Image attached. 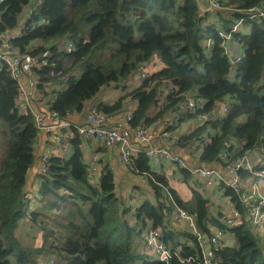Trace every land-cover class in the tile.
<instances>
[{"label":"trees","instance_id":"trees-1","mask_svg":"<svg viewBox=\"0 0 264 264\" xmlns=\"http://www.w3.org/2000/svg\"><path fill=\"white\" fill-rule=\"evenodd\" d=\"M31 1L6 0L0 5V44L4 42L2 36L17 29ZM221 1L240 10L264 4V0ZM243 17L239 12H220L219 20L214 22L201 12L198 0H42L22 34L8 40L21 55L41 60L46 53L47 64L33 69L41 90L47 85L67 84V89L54 92L51 103V114L60 118L82 112L104 87L138 77L150 63L155 64L158 55V65L163 68L148 74L141 87L127 96L138 102L129 123L131 128L152 125L192 93L206 104L204 109L186 117L209 114L210 120L181 137V145L203 144L207 136L210 141L204 144L200 161L228 167L258 146L264 150V20H245L242 30L233 34L243 54L237 65L231 64L219 36L220 30L230 31L233 20ZM61 37L67 39L71 50L61 49L58 43L49 49L33 46L37 41ZM165 82L173 87L169 103L154 119H149L150 110L167 87ZM18 93L19 81L5 68L0 70V264H36L35 257L43 251L61 254L64 264H164L138 251L136 228L124 222L116 209L113 173L105 167L98 186L92 184L81 150L82 138L74 127L69 132L73 154L70 158L48 156L47 173L41 175L39 186L40 208L27 215L25 187L35 163V143L40 132L32 113H19ZM226 98L233 100L228 112L223 118L212 119L215 104ZM125 99L97 108L109 115L121 110ZM209 130L216 134L208 136ZM64 135L63 140H68L69 136ZM235 142L243 146L235 148ZM223 154L227 161L220 159ZM134 159L133 173L148 177L159 201L157 206L145 203L136 214L138 222L145 226L150 222L152 229L162 233L165 245L180 257L200 261L203 252L197 236L179 234L164 224L173 209L170 200L165 203L166 178L152 173L151 160L145 153ZM180 170L188 175L187 170ZM239 175L249 174L241 170ZM226 194L243 213L239 196L232 189ZM170 195L178 207L193 216L201 233L211 238L210 226L226 230L223 221L210 214L208 202L201 194L194 192L190 203L183 202L172 190ZM24 219L39 227L44 241L41 249L31 247L34 237H16ZM228 229L238 245L221 246L219 240L212 245L211 252L219 264H264L258 240L247 224ZM171 264L182 263L175 257Z\"/></svg>","mask_w":264,"mask_h":264},{"label":"crops","instance_id":"crops-1","mask_svg":"<svg viewBox=\"0 0 264 264\" xmlns=\"http://www.w3.org/2000/svg\"><path fill=\"white\" fill-rule=\"evenodd\" d=\"M198 2L201 12L207 13L208 18L210 20L214 22H217L219 20L218 14L220 12L219 11L214 12L213 10H211L207 0H198ZM222 13L225 14V12ZM26 17H27L26 13L22 14L17 29L15 31L9 32L5 36H2V40H4V42L7 41L8 38L19 36L22 33V30L29 16L27 20L24 21ZM243 32H246V30H243ZM53 42H54L53 44L57 43V41L55 40ZM33 46L34 48H39L43 46L46 47L47 43L44 41H37L33 44ZM228 48L229 50L236 52L241 48V46L237 40L233 39L232 41L229 42ZM154 63L156 68L151 72V74L154 72H159L163 68L161 64L158 65L159 64L158 59H155ZM37 81H38V77L35 74L34 75L27 74L24 70L20 74L19 82L22 86L28 89V91L30 92V98L27 103L25 102L18 106V111L20 114L32 113L33 116L34 115L41 116L42 118H44L45 124H48L49 117L51 116L52 113L50 110L51 103L54 101L55 98L54 92L63 91L65 85L63 83L57 85H47L43 87V90H41L37 85L38 83ZM131 83L133 86L131 91H133L139 89L143 81L140 80L137 76H135L132 78ZM110 86L111 85L106 86V88L104 87L103 90H101L100 93L93 100L89 101L86 104V107L82 112L80 113L75 112L71 116L63 119V121L71 124L72 127L74 128L87 127L89 109L92 106L93 107L94 106L98 107L101 105L112 106L117 102V101L113 102L115 96H114V91L112 89L114 88L109 89ZM131 91L122 98H126L131 93ZM105 92H107V95L103 96ZM125 101H126V105H124ZM125 101H123L122 109L119 110L118 112L109 115H103L105 119L104 126L107 128L117 129L119 128L120 125H123L122 131L129 137L131 147L135 155L147 152L149 150L161 148L164 145L163 143L164 135H170L172 133H175L183 138L190 135L198 127V122L195 119H193V117H186L184 115L181 119V122L176 127H173V124L175 123V118L173 117L172 114L173 110H171L169 112L164 113L163 116H161L160 118L156 119L152 125L144 126V128L147 129L148 131L154 132L156 134V137L150 142L140 141L136 137V133L141 126L138 127L137 129H133L131 128L130 124L126 121L127 117L129 115L133 116L134 112L137 110L138 102L133 100L131 97H127ZM228 101L232 103V100L230 98H228ZM168 103H169L168 97H161L159 103L150 110L149 119H154L168 105ZM224 103L221 104V108H216V107L214 108L210 116L212 119H220L223 117V115H225L223 109L226 105H224ZM72 127L62 132L63 135L66 134L69 137L68 140L66 137L65 140H63V142L62 143L60 142L59 144L56 143L55 141V138L60 133L59 130H57L53 134L40 132L38 136V139L35 143V155H36L35 163L29 170L27 184L25 187L26 194H30L33 197L32 206L34 208L36 207L40 208V204L37 202V200L39 195V186L41 184L42 158L48 157L50 155L61 156L64 158L71 157V155L73 154V147L71 146L69 140V138L70 139L72 138L71 133L69 132ZM208 133H209L208 136L211 137L216 134V131L209 130ZM66 135H64V137ZM204 141H206L204 143H208L210 139H208L206 136L204 137ZM241 146L243 145L239 144L238 142H235V148L239 149V147L241 148ZM196 147H197L196 144L195 146L194 145L192 146V144L189 146L178 145L171 149V154L173 156L183 159L185 166L187 168L186 172L188 173V175L182 174L179 166L168 160L150 161L152 173L160 176H164L166 178L168 187L163 190L166 196L168 197V200H170L171 204L173 205V209L170 212V214L166 216L164 220V224L166 226H171L172 230L179 234L190 233L193 234L194 236H197L203 254L210 253L212 251L211 250L212 245L209 243H202V239H209L210 237H208L207 234L200 232L197 223H196L197 230L196 232H193L187 221L183 220L177 222L174 221L172 218V213L176 211V206L172 201L173 198L170 195V190L174 191L179 196V198L185 203H190L193 199L194 192H197L201 194L205 200H207L209 212L217 221H221V220L223 221V219L232 217L234 213L238 211L241 214V216L237 220V225L239 226L244 223L247 224L251 232L254 234V236L256 235L257 238L261 239V245L264 246V220H262V222L257 225L252 224L250 220L252 218V213L254 208L260 207V210L264 211V178H259V177L252 178L249 175L242 177L243 181L241 186H242L243 195H246L247 197H251V199L249 204L246 205L242 204V208L244 212L241 213L237 209V206L234 204L232 199L228 197L226 194L227 190L230 189L228 187V183L234 177L231 171V166L223 167L220 165H204L200 161V155L202 151L198 152L197 155L191 153V149ZM81 150L83 152L84 162L87 165L94 164V166H96L98 170L97 175L93 177V179H91L92 184H94V186H98L99 179L102 176L103 169L106 167L114 175L115 190L117 189V191H119L120 194L123 195L127 200H129L131 197L133 198V200L130 202V205H132V207L135 208L134 216L128 217L125 211L120 210V215L122 217V220L128 223L129 226L136 228L137 231L139 227H140L139 229L145 228L146 226L152 227V224L150 222H147L146 226L143 223H139L136 216L138 210L145 203L154 206H157L159 203L153 188L151 187L154 194L153 192L150 191V187L147 185V183H149L148 177L146 175L135 174L130 172L126 168L122 160L120 159V150L119 147L116 145H108L104 142H99L96 140L82 139ZM244 157H246V159L252 164H254L256 167L264 168V162L261 161L258 162L256 157L251 158L247 154ZM197 169H216L219 172V175L222 178V180L219 181L216 178H211L210 180H208L207 178H203L200 175L192 174V171ZM145 178H147V182L145 181ZM139 186L146 188L147 190L146 196H142L141 194L135 193V191ZM142 201H146V202L142 203ZM148 201L153 202L155 204H152ZM49 214L51 215L52 213L49 212ZM210 232L212 237L218 238L219 244L221 246L237 247L234 246L236 238L234 239L233 234H232L233 236L230 234L225 236L224 239H220L219 235L217 234L218 228L216 226H210ZM41 236L42 233L40 232L36 243L37 247H34L35 249H41L44 245V241L42 240ZM137 238L138 241H136L135 244L138 247V251L144 254L151 255L155 258L154 254L146 251L144 247L143 238L141 236H138ZM184 242H186L189 245L192 244V242L188 243L187 240H185ZM43 256L49 257L48 263H50L51 260L54 261V256L52 255H47L45 253L40 255V257Z\"/></svg>","mask_w":264,"mask_h":264},{"label":"built area","instance_id":"built-area-1","mask_svg":"<svg viewBox=\"0 0 264 264\" xmlns=\"http://www.w3.org/2000/svg\"><path fill=\"white\" fill-rule=\"evenodd\" d=\"M6 0H0V5L5 2ZM210 8L214 11L225 12V13H242L245 17L241 18L240 20L236 21L233 29L230 31H219V36L224 41V46L227 55L229 56L230 62L232 65L239 64L243 59V54L236 57H232L230 54V50L228 49V43L233 40V34L236 32H240L244 27L245 20L252 21V20H264V4L248 9V10H240L236 7L225 4L221 0H207ZM22 34V33H21ZM10 40V39H9ZM5 41L3 44H0V70L5 68L8 72L11 73L13 78L19 81V76L24 70L27 74L34 75V67L46 65L47 62L44 59L45 56L42 57L41 60H36L31 58L30 56H24L18 53V50L13 46L11 41ZM208 48L210 46V41L207 43ZM47 56V55H46ZM156 68L153 63H150L143 71L140 73L141 80H144L148 77V74H151V69ZM167 87L165 90L171 94L173 93V87L169 82H165ZM195 96H190L185 98L183 103L184 107H187L193 110L194 114L197 113L198 109L205 108V101H198L194 98ZM30 98V92L24 86H22L19 82V93L16 98L17 108L22 103H27ZM229 110V106L226 105L223 109L224 114H226ZM73 114V113H72ZM72 114H68V117ZM174 116L178 114L174 111ZM211 116V115H210ZM67 118V117H66ZM200 119V124L197 128L203 126L209 119V114H201L198 116ZM65 118H60L55 114H51L49 117V123L45 124L44 118L38 115H34L35 125L39 132H45L47 134H53L57 130H59V135L55 138L56 143L63 142V134L62 132L72 127L71 124L66 123L63 121ZM104 116L98 110L96 106H92L89 109V116H88V126L87 127H78L76 128L77 134L84 140H96L99 142H104L108 145H116L119 147L120 150V159L126 166V168L130 172L136 171L135 167V159H134V152L131 147V143L129 137L123 133L122 128L123 125H120L117 129L107 128L104 126ZM132 120V116L129 115L127 117V122L130 123ZM136 137L143 142H150L156 137L154 132L148 131L147 129L140 128L137 130ZM163 143L164 145L161 148L149 150L144 152L146 156L150 160H168L176 165L179 166L180 169H187L183 159L173 156L171 154V149L175 146L181 145V137L178 134L172 133L170 135L163 136ZM203 144H197L196 148L191 149V153L197 155L198 152L202 151ZM193 146V145H192ZM195 146V144H194ZM264 158V152H263ZM222 161H227V155L223 154L220 156ZM47 164H48V157L42 158V168H41V175L47 173ZM89 167V178L93 179L98 173V170L94 164H88ZM241 170H246L250 177L252 178H264V168H258L251 162H249L246 157L241 158L239 161L235 162L231 166V171L233 173V178L228 183V187L233 190V192L239 196L241 204H249L251 197H247L243 195L242 192V177H240L239 172ZM194 175H200L203 178H207L210 180L211 178H216L217 180L221 181L222 178L219 175V172L216 169H197L192 171ZM26 199L28 200V209L27 215H30L34 212L35 208L32 206L33 197L30 194H26ZM174 205L176 206V211L172 213V218L174 221H187L189 226L193 232H196L197 226L195 219L191 216L187 211L182 208H179L175 201L172 199ZM241 214L236 211L232 217H228L223 219V228L228 229L237 226V220ZM251 223L254 225L260 224L262 220H264V211L260 210V207H256L253 210L252 218L250 219ZM202 243H209L211 245L218 244V238L212 237L209 239H202ZM144 247L147 252L154 254L155 259L159 262L164 264H171L172 260L177 257L179 258L182 264H188L190 262H197V264H219L218 257L210 252L208 254H203V257L200 261L195 260L192 257L187 259L180 257L176 252L170 250L163 241V235L158 229L150 228L145 236H144ZM53 264V262H51Z\"/></svg>","mask_w":264,"mask_h":264},{"label":"rangeland","instance_id":"rangeland-1","mask_svg":"<svg viewBox=\"0 0 264 264\" xmlns=\"http://www.w3.org/2000/svg\"><path fill=\"white\" fill-rule=\"evenodd\" d=\"M42 2V0H32L31 1V3L25 8V10H24V12H23V14L24 13H26L27 14V17L25 18V20L24 21H26L27 20V18H28V16H30V15H32L33 14V12H35L36 11V9H37V7H38V5L40 4ZM236 20H233V22H234V24L232 25V28H231V30L233 29V26L235 25V22ZM245 26V25H244ZM56 39V38H55ZM55 39H53V40H50V41H44V42H46L47 43V46H46V48L47 49H49L52 45H53V41L55 40ZM55 41H57V43H58V45L60 46V48L61 49H69V50H71V47L69 46V43L67 42V39L66 38H63V37H61V38H59V39H56ZM56 44V43H55ZM228 45H229V43H228ZM229 49V48H228ZM241 50V48L239 49V50H237L236 52H233L232 50H230V54H231V56L232 57H236V56H238V55H240L241 53H242V51H240ZM46 54V53H45ZM45 54H43V56L45 55ZM155 58L156 59H158L159 58V56L158 55H156L155 56ZM133 77H135V75L134 76H132V78ZM138 77L140 78V74H138ZM131 78V77H130ZM262 82H264V76H263V79H262ZM65 86H64V88H63V90H65V89H67V84H64ZM106 88V87H105ZM111 88H114V89H112L113 91H114V96H115V99L113 100V102H115V101H118L120 98H122V97H124V96H126L131 90H132V88H133V86H132V83H131V81L129 80V79H122L121 80V84H112L110 87H109V89H111ZM103 90V89H102ZM105 95H107V92H105L104 94H103V96H105ZM170 95V93H168L165 89H164V92H163V95H162V97H168ZM190 96H193V94L192 93H189V94H186L185 96H184V100H185V98H187V97H190ZM127 98V97H126ZM195 98V97H194ZM196 99V98H195ZM32 100V99H31ZM125 101V100H124ZM127 101V100H126ZM126 101L124 102V105H126ZM224 101H225V103H224ZM232 102H233V100H232ZM222 103H224V105H228V106H230L231 105V103L228 101V98H226V99H224V100H222V101H218L216 104H215V106H214V108L216 107V108H221V104ZM214 110V109H213ZM212 110V111H213ZM176 112L178 115L177 116H174V114H173V117L175 118V123L173 124V127H176L178 124H179V121L182 119V117H183V115L184 116H186V115H193L194 114V112H193V110H191V109H189V108H187V107H184L183 106V103H179V104H177V106H176V108H175V110H173V112ZM223 117H224V115H223ZM222 117V118H223ZM193 119H195L197 122H198V125L200 124V119L198 118V117H193ZM191 127H192V125H191ZM235 141V140H234ZM195 143L193 142L192 143V145H194ZM263 152H264V150H263V148L261 147V146H258L255 150H253V151H249L248 153H247V155L249 156V157H256L257 158V161L258 162H264V158H263ZM259 156H260V159H259ZM145 181L147 182V178H145ZM147 185L150 187V191L151 192H153V190H152V188H151V186L149 185V183H147ZM135 193H137V194H141L142 196H146L147 195V190H146V188H144V187H141V186H139L138 188H137V190L135 191ZM114 194H115V196L118 198V200H119V203H118V208H116L117 210H122V211H125V213H126V215L128 216V217H132V216H134V213H135V208L134 207H132V205H130V202L133 200V198L131 197L129 200H127V199H125V197L123 196V195H121L120 194V192L119 191H117V189L115 190V192H114ZM153 194H154V192H153ZM164 196H165V198H166V200H165V203L168 201V197L166 196V194L164 193ZM127 200V201H126ZM143 202H146V201H142V203ZM148 202H150V201H148ZM150 203H152V204H155V203H153V202H150ZM114 213V215H115V211L113 212ZM117 216H118V214H117ZM21 226H25V227H23V230H20V227ZM27 226H29L28 228H27ZM136 227H137V225H136ZM140 228V227H139ZM138 228V231H137V236H136V238H135V242L136 241H138V236H141L142 238H143V240H144V236H145V234H146V232L151 228L150 226L148 227V226H146L145 228H141V229H139ZM40 230H39V227L37 226V227H35L33 224L31 225V222H29L27 219H24V220H22L21 222H20V225H19V228H18V230L16 231V237L18 238L19 236H24V237H28V236H31V237H34V238H36L34 241H32V243H34V244H32L31 245V247H37V245H36V243H37V240H38V235L40 234ZM217 234L219 235V237H220V239H224L225 238V236H227V235H232V233L230 232V230L229 229H226V230H224V231H222L221 229H218V232H217ZM233 236V235H232ZM256 236V235H255ZM256 238H257V236H256ZM42 239H43V237H42ZM234 239H235V237H234ZM257 240H258V243H259V245H260V247L262 248V251H263V253H262V256H263V258H264V246H262L261 245V239L260 238H257ZM47 244V243H46ZM238 245V242L236 241V239H235V243H234V246H237ZM43 253H45V254H47V255H52V256H54V261H55V263H54V261L53 260H51L50 261V263H48V256H43V257H40V255L41 254H43ZM40 255L37 257H35V258H37L36 259V264H51V262H53V264H64V262H63V260H62V256H61V254H59V253H57V254H54V253H52V252H48V251H43L42 253H40ZM38 258H39V260H38ZM37 260H38V263H37Z\"/></svg>","mask_w":264,"mask_h":264},{"label":"water","instance_id":"water-1","mask_svg":"<svg viewBox=\"0 0 264 264\" xmlns=\"http://www.w3.org/2000/svg\"><path fill=\"white\" fill-rule=\"evenodd\" d=\"M205 165V164H204Z\"/></svg>","mask_w":264,"mask_h":264}]
</instances>
